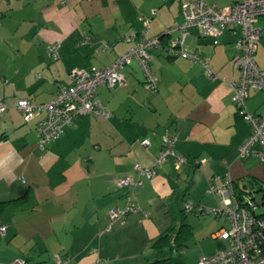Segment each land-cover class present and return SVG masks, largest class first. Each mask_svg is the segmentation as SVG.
Segmentation results:
<instances>
[{
	"label": "crops",
	"instance_id": "1",
	"mask_svg": "<svg viewBox=\"0 0 264 264\" xmlns=\"http://www.w3.org/2000/svg\"><path fill=\"white\" fill-rule=\"evenodd\" d=\"M207 1L226 8L236 0ZM180 3L0 1V99L9 107L0 114V201L13 200L0 209V224L5 226L0 264H11L15 257L26 264H55L57 252L68 257L67 264H95L98 257L104 264H142L158 252L152 245L160 234L186 222V200L210 208L222 205L217 194L207 192L210 183L219 184L228 174L240 186L250 189L242 179H251L255 191L264 189L256 190L257 166L264 161L238 154L251 130L231 100L230 84L239 77L232 61L239 52V27L236 34L218 36L217 43L196 26L188 29L184 50L207 58L218 79L205 75L200 60L170 57L165 44L155 47L150 50V67L158 78L155 90L144 86V73L132 61L122 68L124 86L97 88L113 116H81L44 150L37 146L40 115L25 121L15 107L22 98L34 103L51 99L60 83H69L76 67L109 65L130 47L127 37L141 29L140 14L155 10L149 35L178 24ZM256 26L261 37L255 60L264 73V16ZM84 30L88 40L79 43ZM54 41L59 42L58 58L48 51ZM245 107L250 113L263 111L264 92L250 90ZM167 131L176 135L175 150L187 157L180 169L169 158L144 186L133 191L118 186V179L133 173L136 163H153ZM144 138H149L148 145L141 143ZM128 194L139 209L107 229L109 210L122 209ZM211 216L210 227L202 224L200 234L208 229L214 248L202 256L225 244L213 233L228 226L227 216Z\"/></svg>",
	"mask_w": 264,
	"mask_h": 264
},
{
	"label": "built area",
	"instance_id": "2",
	"mask_svg": "<svg viewBox=\"0 0 264 264\" xmlns=\"http://www.w3.org/2000/svg\"><path fill=\"white\" fill-rule=\"evenodd\" d=\"M179 13L181 21L157 35L148 34L151 15L155 14V10H152L151 15L140 14L138 20L142 24L141 29L127 37V40L131 41L130 47L109 65L101 67L89 65L72 69L69 73V83H60L54 96L49 100L38 103L27 98L17 100L15 107L21 112L25 121L40 115L36 124L38 148L46 149L62 134L65 126L72 124L81 116L91 115L105 119L112 117V110L97 96V88L124 86L126 81L122 68L134 60L144 73V86L149 90H155L158 78L150 67V50L163 45V37L167 39L165 47L168 55L190 56L192 59L200 60L205 75L211 81L218 79L207 58L197 53L188 54L184 50L188 29L196 26L203 35L214 37L213 42L217 43L218 36L226 32L236 34V28L239 27L240 33L235 41L239 52L232 59L233 65L239 71V77L230 84L231 100L236 105L237 113L249 122L251 130L238 147V154L240 157L256 155L264 161V110L250 113L245 107L250 90L264 92V73L255 60V52L261 37L256 22L264 16V0H236L226 8H220L207 0H181ZM87 40L88 35L84 30L79 43H85ZM102 46L107 48L105 43ZM58 47V41L49 45L48 51L53 58L59 56ZM8 108V105L0 99V114L5 113ZM175 140L174 133L168 131L163 133L161 147L153 163L149 165L136 163L133 173L118 179V186L128 187L130 191L144 186L145 179H152L157 174V168L169 158L179 170L187 157L175 150ZM149 142V138L141 141L143 145H148ZM257 145L261 148L257 149ZM244 191L246 194L239 199L235 193L234 183L227 174L221 183H210L207 187V192L220 197L222 202L220 207H205L192 200L184 202L183 211L186 213L225 214L228 219V226L221 227L213 233L214 237L222 239L225 244L214 253L200 257L197 264H264V212L257 211L260 203L255 200L251 189L246 188ZM137 209H139L137 202L131 194H128L122 209L109 210L107 229H110L116 221L124 223L126 216ZM0 232L5 233V226L2 224H0ZM68 260V257L59 252L54 254L55 264H67ZM11 264H26V260L15 257ZM95 264H104L103 259L98 257Z\"/></svg>",
	"mask_w": 264,
	"mask_h": 264
},
{
	"label": "rangeland",
	"instance_id": "3",
	"mask_svg": "<svg viewBox=\"0 0 264 264\" xmlns=\"http://www.w3.org/2000/svg\"><path fill=\"white\" fill-rule=\"evenodd\" d=\"M256 172L259 177V179L256 180V190H257L261 186L264 187V164H259L257 166ZM250 181L251 179H242L243 184H249ZM253 196L255 200L258 203H260V207L258 208L257 211L264 212V204L261 203V194L258 193L257 191H253ZM204 215H200V214L197 215L195 213H191V214L188 213L186 215V222L192 223L196 228L199 229V231L198 233L197 230L196 233L192 232V234L188 237L185 243L179 245L176 248L177 254L181 256V258L184 261V264H197L198 260L200 259V257H202V254L205 253L206 250H210L211 248H214L213 240L211 241V238L209 239L208 229L204 233L200 234L201 232L200 229L202 224L208 226L207 228H209L210 220L213 218L211 214H204ZM184 218L185 217H183V219ZM223 225H226L224 219H223ZM168 252H169L168 248L160 250L157 253L153 252L154 255L150 257L151 258L150 260L154 258H162L163 256H166Z\"/></svg>",
	"mask_w": 264,
	"mask_h": 264
},
{
	"label": "trees",
	"instance_id": "4",
	"mask_svg": "<svg viewBox=\"0 0 264 264\" xmlns=\"http://www.w3.org/2000/svg\"><path fill=\"white\" fill-rule=\"evenodd\" d=\"M166 40H167L166 37H163L164 44ZM170 57H174V56H170ZM233 183H234L235 193L238 196V198L241 199L243 195L246 194V192L244 191L246 186L245 185L240 186L237 181H233ZM260 190L261 189H258L257 191ZM253 191H255V189L251 190L252 194ZM261 191H262L261 203L264 204V189H262ZM11 201L13 200L0 201V209ZM191 234H192V227L189 223L185 222L184 220H182L179 225L170 227L168 231L160 234L152 245L153 248H155L157 251L168 248L169 250L168 254L166 256H163L162 258H154L142 264H184V261L181 258V256L177 254L176 248L179 245L185 243V241L188 239V237Z\"/></svg>",
	"mask_w": 264,
	"mask_h": 264
},
{
	"label": "water",
	"instance_id": "5",
	"mask_svg": "<svg viewBox=\"0 0 264 264\" xmlns=\"http://www.w3.org/2000/svg\"><path fill=\"white\" fill-rule=\"evenodd\" d=\"M249 186H250V189L253 190L254 189V184L250 181L249 182Z\"/></svg>",
	"mask_w": 264,
	"mask_h": 264
}]
</instances>
